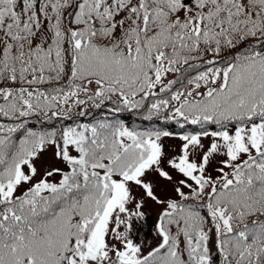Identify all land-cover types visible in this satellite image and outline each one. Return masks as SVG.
I'll use <instances>...</instances> for the list:
<instances>
[{
	"label": "snow or ice",
	"instance_id": "snow-or-ice-1",
	"mask_svg": "<svg viewBox=\"0 0 264 264\" xmlns=\"http://www.w3.org/2000/svg\"><path fill=\"white\" fill-rule=\"evenodd\" d=\"M0 264H264V0H0Z\"/></svg>",
	"mask_w": 264,
	"mask_h": 264
},
{
	"label": "trees",
	"instance_id": "trees-1",
	"mask_svg": "<svg viewBox=\"0 0 264 264\" xmlns=\"http://www.w3.org/2000/svg\"><path fill=\"white\" fill-rule=\"evenodd\" d=\"M126 117H128V120H129V123H132V124H135L136 126L138 124H141L142 123V120H139L137 118H134V117H130L128 116V114H124Z\"/></svg>",
	"mask_w": 264,
	"mask_h": 264
},
{
	"label": "rangeland",
	"instance_id": "rangeland-1",
	"mask_svg": "<svg viewBox=\"0 0 264 264\" xmlns=\"http://www.w3.org/2000/svg\"><path fill=\"white\" fill-rule=\"evenodd\" d=\"M167 143H168V144H172V143H179V142H178V141H172V140H169V141H167ZM143 231H144V232H147L148 229H147V228H144Z\"/></svg>",
	"mask_w": 264,
	"mask_h": 264
}]
</instances>
